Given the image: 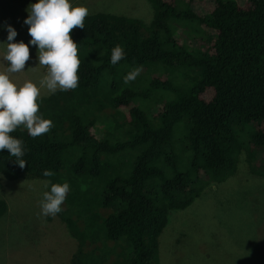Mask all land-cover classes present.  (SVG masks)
Segmentation results:
<instances>
[{
  "label": "trees",
  "instance_id": "trees-1",
  "mask_svg": "<svg viewBox=\"0 0 264 264\" xmlns=\"http://www.w3.org/2000/svg\"><path fill=\"white\" fill-rule=\"evenodd\" d=\"M148 2V22L93 11L73 29L77 88L38 100L48 133H10L26 149L23 169L0 151V180L69 184L57 215L77 241L70 264H159L171 210L238 167L264 175V0ZM116 45L125 57L113 65ZM104 114L113 131L97 136Z\"/></svg>",
  "mask_w": 264,
  "mask_h": 264
},
{
  "label": "rangeland",
  "instance_id": "rangeland-1",
  "mask_svg": "<svg viewBox=\"0 0 264 264\" xmlns=\"http://www.w3.org/2000/svg\"><path fill=\"white\" fill-rule=\"evenodd\" d=\"M37 0H0V57L11 25L17 35L13 42L29 47L25 70L10 74L17 85L39 80L47 69L40 66L37 48L29 44L28 7ZM86 6L89 13L105 11L137 17L148 22L152 9L148 0H69ZM9 65L0 59V71ZM49 94L41 89V96ZM155 99L154 95L148 98ZM97 136L113 131L108 115L94 123ZM66 169V168H65ZM71 176L70 171L63 172ZM61 176V177H62ZM46 179L0 180V198L6 210L0 217V264H70L76 239L58 215H40ZM69 213V212H66ZM159 264H264V175L250 174L242 166L220 183H209L183 209L171 210L159 239Z\"/></svg>",
  "mask_w": 264,
  "mask_h": 264
},
{
  "label": "clouds",
  "instance_id": "clouds-1",
  "mask_svg": "<svg viewBox=\"0 0 264 264\" xmlns=\"http://www.w3.org/2000/svg\"><path fill=\"white\" fill-rule=\"evenodd\" d=\"M28 16L24 20L31 37L29 44L36 46L37 59L40 66L47 69L39 80V86L31 80H25L17 85L10 79V74L25 70L30 60L29 47L24 42H13L17 33L11 25L7 28L5 52L0 59L9 66L0 71V151L7 149L9 155L15 158V163L23 169L26 161L23 159L26 149L23 141L13 138L10 133L24 126L33 138L42 136L53 127L51 119L38 115L41 89L49 94L59 91L74 90L79 83L78 70L80 59L77 43L70 33L75 28L84 29L85 18L89 15L86 6H73L69 0H37L30 4ZM125 57V51L116 45L111 52V64L115 65ZM137 66L123 77L124 83L135 81L141 73ZM44 177H52L51 170L43 171ZM45 188L40 201V215L56 216L62 211L61 205L70 191L67 182L52 183L45 181Z\"/></svg>",
  "mask_w": 264,
  "mask_h": 264
}]
</instances>
